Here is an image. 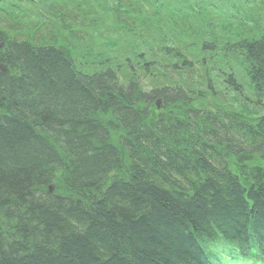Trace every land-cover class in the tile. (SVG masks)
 <instances>
[{"label": "trees", "instance_id": "16d2710c", "mask_svg": "<svg viewBox=\"0 0 264 264\" xmlns=\"http://www.w3.org/2000/svg\"><path fill=\"white\" fill-rule=\"evenodd\" d=\"M0 43V264L264 263V0H0Z\"/></svg>", "mask_w": 264, "mask_h": 264}, {"label": "bare ground", "instance_id": "6f19581e", "mask_svg": "<svg viewBox=\"0 0 264 264\" xmlns=\"http://www.w3.org/2000/svg\"><path fill=\"white\" fill-rule=\"evenodd\" d=\"M3 64H1L0 63V66H2ZM158 107V106H157ZM251 165V164H250ZM252 166V165H251ZM229 167V165H226V168H228ZM248 167V169H251V167L250 166H247ZM52 188H53V186L52 185H50L49 187H48V189L49 190H52ZM14 214H13V212H4L3 213V217H2V219L3 220H7L6 218H9L10 216H13ZM240 217H243L242 216V214H241V216ZM0 222L2 223V221L0 220ZM260 231H262V233L260 234L261 235V237H262V235H264V230H260ZM212 236V233L211 234H209L208 236H207V238H210ZM217 244V242L216 243H214L213 245H210L209 247H205L206 245L204 244L203 246H202V248L200 249L199 248V252H201L202 254L203 253H206V252H208L209 250H211L215 245ZM201 254V255H202ZM215 260V259H214ZM197 263H199V264H204L205 263V260L204 259H202V258H200V260H199V262H197Z\"/></svg>", "mask_w": 264, "mask_h": 264}, {"label": "rangeland", "instance_id": "374dc122", "mask_svg": "<svg viewBox=\"0 0 264 264\" xmlns=\"http://www.w3.org/2000/svg\"><path fill=\"white\" fill-rule=\"evenodd\" d=\"M157 106L159 107V103L157 102Z\"/></svg>", "mask_w": 264, "mask_h": 264}]
</instances>
